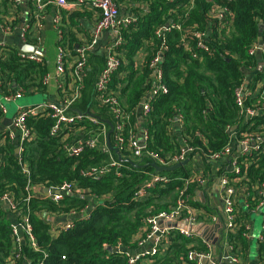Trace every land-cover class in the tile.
I'll return each instance as SVG.
<instances>
[{
  "label": "trees",
  "instance_id": "trees-1",
  "mask_svg": "<svg viewBox=\"0 0 264 264\" xmlns=\"http://www.w3.org/2000/svg\"><path fill=\"white\" fill-rule=\"evenodd\" d=\"M213 1L229 9L226 23L219 18L210 17ZM3 2L5 6L10 4V0ZM147 2L149 10L139 17L136 26L124 32L125 53L120 74L113 79V87L118 82L126 83L120 92L121 103L126 110L133 112V121L137 122V108L153 83L149 61L167 45L161 65L164 83L169 90L153 101L152 110L142 124L150 132L149 148L162 155L181 150L179 137L172 130L178 115L183 117L180 133L194 148L188 155L190 160L196 153L207 158L220 151L232 138L230 127H238L237 135L246 131L248 125H252L251 130L264 131V114L256 115L248 124L239 119L235 97L236 88L246 79L245 69H256L257 66L259 56L256 52L250 53V48L259 42L260 35L264 41V0ZM47 9L51 12L52 5H48ZM77 18L74 15L65 18L64 15V38L58 41V45L75 49L79 43L73 32ZM12 20L17 25V18ZM28 20L31 24L34 23L30 15ZM172 24H180L181 29L172 27ZM166 25L171 29L163 30L162 36L158 37L156 31ZM184 28L206 31L208 37L205 42L209 50L198 48L197 37L188 35ZM183 39L189 49L185 47ZM143 50L148 53L142 68L136 69L135 57ZM16 53V47L8 45L0 55L2 93L5 95L14 92L17 85L46 91L48 87L42 84V77L46 72L52 71V67L46 60L42 64L22 61ZM193 53L198 57L194 58ZM89 57L86 88L81 99L74 104V111H87L92 106L95 82L105 64L104 56L91 52ZM258 81L264 83V71H257L249 88L254 89ZM262 96L264 88L256 96L247 97L245 103L251 106L262 105ZM101 111L106 116L105 109ZM1 117L3 114L0 111ZM53 123L54 120L47 114L28 118L35 136L24 144L20 155L16 153L15 142L6 140L0 144V198L10 194L16 207V211L5 209L0 202V264H130L127 253L116 251V247L121 244L130 249L136 248L134 239L142 231L144 218L150 213L169 209L175 203L182 178L193 173L191 164L162 172L171 181L152 190L148 199L137 201L134 198L135 190L149 177L150 172L155 171L148 158H143L138 166L127 163L128 168L124 169L121 177L115 171L100 179L85 176L82 170L108 161L109 154L99 149L87 148L79 157L66 155L61 151V135L50 136ZM0 137L5 136L0 134ZM112 153L117 156L114 151ZM24 166L28 167L29 175L23 171ZM242 168L241 175L230 176L237 190L248 194L247 201L253 203L256 186L264 175V151L255 154ZM65 181L76 182L79 187L90 189V193L95 194L98 200L88 218H77L74 228L53 236L50 233L53 222L44 219V212L64 214L80 210L88 204V198L83 195H65L59 202L36 196L29 198L26 186L33 184L59 188ZM194 186L195 184L190 186V192H193ZM191 203L197 209L203 208L221 215L208 201L197 202L193 199ZM251 206L253 208L254 205ZM247 212L249 211L240 205L234 231L223 232L232 246L231 254L243 259L250 247V241L243 235L246 231L243 222L249 219ZM14 213L18 215L20 223L24 216H28L38 250H34L26 240L20 245V258L12 262L10 256L14 244V224L10 214ZM201 237L196 234L192 237L177 234L172 237V243L166 251L153 257L151 264H196L195 260L188 259V252L190 249L206 250ZM110 247L113 249L110 250ZM258 258L264 261V241H258ZM136 264L144 263L138 261Z\"/></svg>",
  "mask_w": 264,
  "mask_h": 264
},
{
  "label": "built area",
  "instance_id": "built-area-1",
  "mask_svg": "<svg viewBox=\"0 0 264 264\" xmlns=\"http://www.w3.org/2000/svg\"><path fill=\"white\" fill-rule=\"evenodd\" d=\"M168 1L173 2L174 0ZM21 3L22 0H10L9 5L12 14L18 13V7ZM52 4L55 5L56 10L50 16L47 6ZM86 4L97 10L99 14L91 39L83 45L75 47V49L58 45L55 68L46 72L42 77L44 86H55V98L47 99L44 103L37 105L19 107L12 119L8 132L2 134L5 137L0 139V144L5 143L6 140L15 142L20 155L23 152L24 144L31 141L35 136L33 128L28 124V118L33 115L47 114L54 120L50 128V136L61 135V151L66 155L79 157L87 148L99 149L109 154L108 161L88 166L82 170V174L85 176L100 179L106 174L115 171L116 175L121 177L124 174V169L128 168L127 162L121 161L118 156L115 157L112 153L113 150L107 145L110 125L106 120H110L113 125V130L110 134L111 144L119 150L123 158H130L137 164L143 158H148L150 160L149 163L154 162L159 166H171L184 161L194 151V148L187 143L186 139L183 138L184 144L181 150L176 153L162 155L158 151L150 149L148 145L151 137L150 132L146 127L142 129L138 120L134 122L133 112L126 110L121 103L120 92L125 82H118L113 87V79L120 74L119 71L123 63L122 59L125 53L123 46L126 43L124 32L136 26L139 19L137 16L120 17V7L117 0H31L29 15L31 20L34 21L33 24L28 20L19 27L10 18L1 23V29L4 34L13 33L18 29L22 46H34L38 51H25L22 47H18L16 48V55L22 61L42 64L45 61L44 55L41 53L42 32L48 17H51L53 27L58 33V41H61L64 38L61 9L71 12ZM229 14L230 11L227 7L217 4L215 1L212 2L210 17L219 18L226 23ZM172 27L181 29L180 24H172ZM167 29H171L169 25H166L163 29H158L156 31L157 36H162V31ZM106 31L113 33L114 37L104 48L105 64L95 82L93 100L91 101L92 106H89L87 111H74V104L81 99L86 88L90 69L89 54L96 48L99 37ZM184 31L188 35L197 37L198 48L205 51L209 50L205 42L208 37L206 31L189 28H184ZM183 43L185 44V39H183ZM8 45L10 44L0 41V55L3 54ZM185 47L189 49L186 44ZM167 48V45H164L163 50L155 53L148 64L153 74V83L136 111V115L139 110L141 111L144 122L152 110L153 101L169 90L164 83L161 65L164 58L163 51ZM254 52L260 53L264 59L263 40L250 48V53ZM193 57L196 58L198 55L193 53ZM251 79L246 77L244 83L235 90L236 103L239 107L238 117L244 124H248V121L256 115L264 114V103L258 106H251L245 103L247 97L256 96L264 88L263 81H258L254 89L249 88ZM247 82L248 84H246ZM15 88L14 92L3 95L6 101H16L27 93L38 92L37 89L26 88L23 85H17ZM262 99L264 100V96H262ZM103 109H105L106 116L101 111ZM0 111L3 116L8 113L7 107L2 102H0ZM175 121H178L182 127V115H178ZM251 127L252 125H248L246 131L238 135L236 134L238 127L234 130L230 127L232 138L229 143L220 151L214 152L207 157L215 163H221V167H218V170L221 171L219 193L223 208L222 217L218 214L213 215L211 219H208L210 224L204 225V230H202L198 211L191 203L194 198L189 190L193 184L200 187L205 185L206 178L199 172L194 171L189 177L182 178V184L178 188L177 199L173 205L169 206V209H164L154 214L150 213L144 218L142 231L134 239L137 244L136 248L130 249L121 244L117 246V248L125 249V251L121 252L127 253L130 264H136L138 261L147 264V260H153V257L166 251L172 243V237L177 236V234L182 237H192L194 234L202 236V243L206 250L190 249L188 252V259L195 260L196 264H224L225 261L239 262V258L234 254L221 255V259H219L216 257V252L217 247L226 238L223 232L228 233L235 229L236 217L240 212V194L244 196L241 204L246 211L259 213L264 206V175L256 186L253 203L247 201L248 194H245L243 190H237L230 176V174L241 175L242 166H246L255 154L264 151V131L251 130ZM23 171L27 175L30 174L27 166L23 167ZM148 175L149 177L140 183L135 190L134 198L137 201L148 199L153 193L152 190L171 181V178L162 172L154 171ZM46 188H49L50 191L45 192ZM26 190L29 198L36 196L45 199L49 198L56 202L61 201L65 195H83L88 198V204L80 210H71L64 214L44 212V219L46 218L47 221L53 222L50 227V233L53 236L74 228L77 218H88L98 200L95 194L90 193V189L81 188L76 182L69 181H65L59 188L28 184ZM0 202L4 205L7 204L9 209L16 211L15 203L10 194H5L1 197ZM251 205H254L253 208H250L252 207ZM62 218H65V220H61ZM215 224L220 225L218 229L214 228ZM243 224L246 229L243 235L246 239H250V221L246 220ZM20 230L24 233L22 241ZM32 230V225L27 215L23 217L21 223L14 224L12 231L14 244L10 261L15 262L20 258V245L26 240H28L34 250H38V243ZM210 231L212 232L211 234L209 233ZM218 231H220L222 238L216 237ZM206 236H212L213 239H207ZM149 241L153 242L150 250L144 252L136 251ZM258 241H264V222ZM226 245L231 251L232 246L227 240Z\"/></svg>",
  "mask_w": 264,
  "mask_h": 264
},
{
  "label": "crops",
  "instance_id": "crops-1",
  "mask_svg": "<svg viewBox=\"0 0 264 264\" xmlns=\"http://www.w3.org/2000/svg\"><path fill=\"white\" fill-rule=\"evenodd\" d=\"M89 1V0H88ZM119 7H120V14L119 16L129 17V16H137L142 17L148 10H149V4L147 0H117ZM30 3L31 0H22V3L18 7V13L12 14L10 5L5 6L3 0H0V41H4L10 45L15 46L16 48L21 47V40L19 37V30H15L13 33L4 34V32L1 29V23L5 20H9L10 18H17L18 23L17 26H22V24L26 21H28L29 14H30ZM48 10V9H47ZM56 10L55 5L52 4V11H48L50 13V16L54 13ZM70 11L66 9H61L62 18H69L70 15H74V17H78L77 24L73 27V32L78 39L79 43L76 44L75 47L79 46L80 43L84 44L85 42L89 41L91 39V36L93 35V29L94 26L99 19V14L97 13V10L93 9L89 5H83L80 8H77L76 10L71 11V14H68ZM63 24V22H62ZM67 28V27H66ZM114 35L111 32H104L98 39V43L96 48L92 51L93 53H96L99 56H104V48L107 46V44L112 41ZM42 55H44V58L46 62L52 67V69L55 68V61L57 56V49H58V33L57 30L53 27L52 19L51 17H48V21L45 23L43 32H42ZM151 44V43H150ZM69 47V46H68ZM70 48V47H69ZM148 51L143 50L140 51L138 56L135 57V66L136 69L142 68V64L144 62L145 56L147 55ZM257 55L259 56L257 58V66L255 68L251 69H245L246 77L247 78H254V76L257 74V71H264V59L261 57V54L257 52ZM250 80V82L252 81ZM249 80V79H248ZM126 84V83H125ZM56 88L54 85L48 86L47 90L45 91L48 95V100L54 99ZM0 93H2V90L0 89ZM41 104V103H40ZM37 105V104H35ZM12 117H7L4 115L0 118V134L7 133L8 129L11 127L12 124ZM137 119L139 121V124L143 123L144 121L139 117V114H137ZM173 133L179 137V143L180 145H183V137L180 133L181 125L178 121H174V124L172 125ZM180 133V134H179ZM1 139V137H0ZM2 141V140H1ZM192 167V171L199 172L202 174L203 177L206 178V183L203 186L195 185L193 188V198L195 201L203 202L208 201L213 207V209H217V213L220 212L221 215H223V208H222V202L220 198L219 193V177L221 171L218 170V167H221V163H215L211 161L208 158H205L199 153H196L193 155L192 160L189 162ZM240 198V205L243 202V194L239 195ZM200 207V206H199ZM197 209V208H196ZM200 219V226L202 227V230H204V225H209L210 221L208 219H211L213 215H215V211L208 212L204 210L203 208L197 209ZM249 214V219L251 224V232H250V239H247L249 241L256 238L258 240L259 235H256V228H257V220L253 219V216H251V212H247ZM11 220L14 224L18 223V215L17 214H10ZM264 222V215L263 219L260 223L259 230L262 231V224ZM212 233L211 231L209 232ZM216 237L222 238V235L220 231L216 233ZM20 238L21 241L24 238V233L22 230H20ZM226 238L223 239V241L220 243V247H217L216 257L219 258L221 255L225 256L227 254H231L229 251V247L226 245ZM228 242V240H227ZM153 242L149 241L147 242L143 247L137 249L136 251L144 252L148 251L152 248ZM257 253L254 257L251 255V244L249 249L247 250V253L245 255V258H241L240 256H237L239 258L238 263H233L229 261H225L224 263L229 264H264V261H260L258 258V246ZM261 263H260V262Z\"/></svg>",
  "mask_w": 264,
  "mask_h": 264
},
{
  "label": "rangeland",
  "instance_id": "rangeland-1",
  "mask_svg": "<svg viewBox=\"0 0 264 264\" xmlns=\"http://www.w3.org/2000/svg\"><path fill=\"white\" fill-rule=\"evenodd\" d=\"M48 99V95L45 91H38L37 93H27L25 94L22 98L17 99L16 101H6L4 99V96L0 93V102L4 103L5 106L8 109V113L6 114L7 117H12L16 114L17 109L19 107H25L29 105H35V104H40L44 103ZM263 214H264V206L262 208V213H257V212H252L251 216H253V219L257 220V230H256V235H259L261 233L260 228V223L263 219ZM251 244V255L254 257L257 253V248L258 246V240L254 238L249 242ZM147 264H151L152 260H147Z\"/></svg>",
  "mask_w": 264,
  "mask_h": 264
},
{
  "label": "water",
  "instance_id": "water-1",
  "mask_svg": "<svg viewBox=\"0 0 264 264\" xmlns=\"http://www.w3.org/2000/svg\"><path fill=\"white\" fill-rule=\"evenodd\" d=\"M263 27H264V25H262V28H263ZM261 40H262V36L260 35V39H259V41L261 42ZM20 46H21L22 49L25 50V51H38L34 46H30V45H23V46H22V44H20ZM261 46H262V44H261ZM41 52H42V51H41ZM246 84H248V82H247ZM138 114H139V117H141V119L144 121V118H143V116H142L140 110L138 111ZM106 121H107V123L110 125V130H109V132H108V136H107V145H108V147H109L111 150L115 151V153L117 154L118 158H119L121 161H123V162H127V163H130L131 165H136V166H138V164L135 163L132 159H130V158H123L122 155H121V153L119 152V150H118L117 148H115L114 146H112V144H111V140H110V134L112 133V130H113L112 126H113V125H112V123H111L110 120H106ZM142 124H143V123H141V127H142V129H143L144 126H143ZM236 128H237V126H234V127H232V130H234V129H236ZM16 153H18V148H17V147H16ZM189 162H190V159L187 158V159H185L184 161H181V162L176 163V164L171 165V166H159V165H157V164L154 163V162L149 163V164L152 165V167L154 168V170H155L156 172H165V171H172V170H175V169H177V168H179V167H181V166L187 165ZM48 191H50V189H49V188H46V189H45V192H48ZM4 208H5V209H8L9 206H8L7 204H5V205H4ZM259 213L261 214L262 211H260ZM263 215H264V214H263ZM61 220H65V218H62ZM219 226H220V225L215 224V225H214V228H215V229H218ZM205 234H206V233H205ZM206 238H207V239H210V240L213 239L212 236H206ZM109 249L111 250V249H113V248L110 247ZM116 251L121 252V251H125V249H123V248H117V247H116ZM219 259H221V257H219Z\"/></svg>",
  "mask_w": 264,
  "mask_h": 264
}]
</instances>
